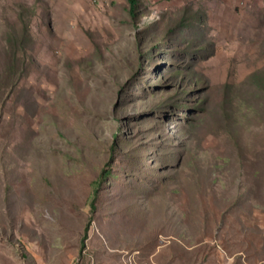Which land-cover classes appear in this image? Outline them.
I'll list each match as a JSON object with an SVG mask.
<instances>
[{"label":"rangeland","instance_id":"obj_1","mask_svg":"<svg viewBox=\"0 0 264 264\" xmlns=\"http://www.w3.org/2000/svg\"><path fill=\"white\" fill-rule=\"evenodd\" d=\"M140 1L0 0V264H264V0Z\"/></svg>","mask_w":264,"mask_h":264},{"label":"trees","instance_id":"obj_2","mask_svg":"<svg viewBox=\"0 0 264 264\" xmlns=\"http://www.w3.org/2000/svg\"><path fill=\"white\" fill-rule=\"evenodd\" d=\"M129 1V9H130V14L132 15V16H137V11L139 10V9H141V10H143L144 11V8L142 7V5H141V1L140 0H128ZM108 172V170L107 169H103L102 170V172H101V177H100V180L97 182V185L95 186V188L97 189L98 187V185H99V183H100V181H101V178H102V176L105 174V173H107ZM95 190V189H94ZM96 191V190H95Z\"/></svg>","mask_w":264,"mask_h":264}]
</instances>
